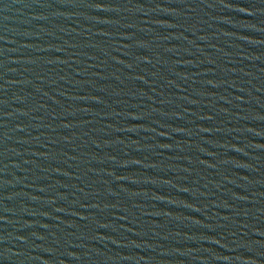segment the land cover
<instances>
[{"label":"water","instance_id":"1","mask_svg":"<svg viewBox=\"0 0 264 264\" xmlns=\"http://www.w3.org/2000/svg\"><path fill=\"white\" fill-rule=\"evenodd\" d=\"M0 264H264V0H0Z\"/></svg>","mask_w":264,"mask_h":264}]
</instances>
